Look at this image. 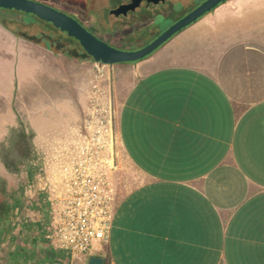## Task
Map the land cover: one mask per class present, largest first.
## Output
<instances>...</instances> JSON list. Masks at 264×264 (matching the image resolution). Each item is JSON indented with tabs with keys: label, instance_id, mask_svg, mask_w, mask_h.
Segmentation results:
<instances>
[{
	"label": "crops",
	"instance_id": "crops-1",
	"mask_svg": "<svg viewBox=\"0 0 264 264\" xmlns=\"http://www.w3.org/2000/svg\"><path fill=\"white\" fill-rule=\"evenodd\" d=\"M2 18L0 153L27 135L40 186L53 193L88 119L94 60ZM102 84L115 110L116 202L109 239L92 255L264 264V0L221 2L144 58L110 64ZM24 238L35 248L19 245L13 264L88 262L52 238Z\"/></svg>",
	"mask_w": 264,
	"mask_h": 264
},
{
	"label": "rangeland",
	"instance_id": "rangeland-1",
	"mask_svg": "<svg viewBox=\"0 0 264 264\" xmlns=\"http://www.w3.org/2000/svg\"><path fill=\"white\" fill-rule=\"evenodd\" d=\"M39 1L75 16L85 27L106 42L123 49H134L153 40L180 16L204 0H173L154 13L157 17L144 18V20L131 17L117 18L110 14V9L114 7V0ZM1 12L10 20L19 23L16 27L22 32L36 36L41 41L48 40L56 47L66 50L67 47L63 45V41L68 36L65 32L47 23L34 22L30 25L27 16L18 12ZM160 17L165 19L155 27L154 23ZM50 36L56 39L61 38L62 41L58 42ZM75 44L77 45L76 42ZM28 143V139H23L20 145L9 147L7 156L0 153V202L8 203L12 208L11 214L0 221V264H13V251L18 250L19 245L25 249L35 248V243L29 247L27 241H24V237L30 234L42 235L51 244L50 211L46 202L52 193L51 190L48 191L40 186L41 166L31 161L33 150ZM8 165L16 171L15 176L6 174L4 167ZM58 181L59 179L56 183Z\"/></svg>",
	"mask_w": 264,
	"mask_h": 264
},
{
	"label": "built area",
	"instance_id": "built-area-1",
	"mask_svg": "<svg viewBox=\"0 0 264 264\" xmlns=\"http://www.w3.org/2000/svg\"><path fill=\"white\" fill-rule=\"evenodd\" d=\"M110 64L94 60L96 81L81 137L46 202L52 239L72 258L108 241L116 202L115 110L102 82Z\"/></svg>",
	"mask_w": 264,
	"mask_h": 264
},
{
	"label": "water",
	"instance_id": "water-1",
	"mask_svg": "<svg viewBox=\"0 0 264 264\" xmlns=\"http://www.w3.org/2000/svg\"><path fill=\"white\" fill-rule=\"evenodd\" d=\"M141 1L142 0H132L131 3L121 4L117 8L111 9L109 12L116 16L119 14L125 15L128 10H134ZM153 1L159 2L164 0ZM223 1L225 0L202 1L175 20L153 40L134 49H123L106 42L72 15L39 0H0V9L32 14L45 22L51 23L54 27L65 32L69 37L77 40L87 55L93 60L106 64H115L120 62H132L144 58L155 51L174 34L196 21L205 13L210 12ZM87 264H103V258L92 255L88 258Z\"/></svg>",
	"mask_w": 264,
	"mask_h": 264
},
{
	"label": "trees",
	"instance_id": "trees-1",
	"mask_svg": "<svg viewBox=\"0 0 264 264\" xmlns=\"http://www.w3.org/2000/svg\"><path fill=\"white\" fill-rule=\"evenodd\" d=\"M114 2V1H113ZM0 11H14V12H18V13H21V14H24V15H26L27 16V18H28V22H30V25H32V24H34V22H40V23H47V24H50V25H52L51 23H48V22H45V21H43V20H41V19H39L38 17H36V16H34V15H32V14H27V13H24V12H20V11H15V10H5V9H0ZM188 12V11H187ZM67 13V12H66ZM69 14V13H68ZM185 14V13H184ZM183 14V15H184ZM69 15H71V14H69ZM33 16V17H32ZM73 16V15H72ZM31 17V19H29ZM73 17H75V16H73ZM155 17H157L156 15L154 16V14L153 15H148L147 17H145V18H147V19H149V18H155ZM159 17V16H158ZM181 17V16H180ZM77 19V18H76ZM163 19H165V18H162V17H160L159 19H157L156 21H155V23H154V26L155 27H157V26H159V24H160V21L161 20H163ZM78 20V19H77ZM80 21V20H79ZM2 22H3V24L6 26V27H8V28H10L11 30H13L14 32H16V33H18V31H17V27L16 26H18V24L19 23H17L16 21H14V20H10V19H8V18H2ZM15 28H17V29H15ZM89 29V28H88ZM21 31V30H20ZM145 33H147L146 31H145ZM28 33H26V35H27ZM66 34V33H65ZM67 35V34H66ZM27 36H29V35H27ZM68 36V35H67ZM31 38H34V39H37V40H39L38 38H36V36H30ZM51 38V37H50ZM59 40H61V38L59 39ZM62 41V40H61ZM47 46H51V45H53V44H51L48 40H45V41H43ZM64 46H66L67 48H66V51L67 52H71V53H77V54H83L84 56H87V57H90L89 55H87V53L84 51V49L81 47V45L79 44V42L77 41V40H75L74 38H71V37H69L68 36V38L67 39H64ZM75 42L77 43V45H78V47H77V45L75 44ZM148 43V42H147ZM70 53V54H71ZM23 139H27V135H19V138H18V140H17V143H16V145L15 146H17V145H20V143H22V141H23ZM11 211H12V208H11V206L8 204V203H6V202H0V221H3V220H5L10 214H11Z\"/></svg>",
	"mask_w": 264,
	"mask_h": 264
},
{
	"label": "flooded vegetation",
	"instance_id": "flooded-vegetation-1",
	"mask_svg": "<svg viewBox=\"0 0 264 264\" xmlns=\"http://www.w3.org/2000/svg\"><path fill=\"white\" fill-rule=\"evenodd\" d=\"M173 0H164V1H159L155 2L153 0H142L138 6L134 10H128L127 13L124 14H119V15H114L117 18H133L136 20H144L145 17L148 15H153L154 13L158 12L161 10L162 7H165L169 3H171ZM132 0H114V7L117 8L121 4H128L131 3ZM111 8V9H113ZM110 9V10H111ZM113 15V14H112ZM62 36V35H61ZM51 37V36H50ZM53 37H51L52 39ZM54 40H57L58 42H61V40L53 38Z\"/></svg>",
	"mask_w": 264,
	"mask_h": 264
}]
</instances>
